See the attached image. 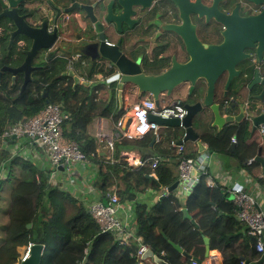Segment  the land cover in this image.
Masks as SVG:
<instances>
[{
    "label": "trees",
    "instance_id": "1",
    "mask_svg": "<svg viewBox=\"0 0 264 264\" xmlns=\"http://www.w3.org/2000/svg\"><path fill=\"white\" fill-rule=\"evenodd\" d=\"M18 39L21 37H16L13 42ZM7 41L8 35L1 37V46L6 48ZM13 54L11 48L2 59L3 64L20 63L23 56L13 57ZM38 66L31 72V80L23 91L22 73H17L13 82L10 73L3 74L0 84V93L4 94L0 97V134L16 122L27 120L37 114L47 105V98L49 103H62L65 110L70 113L69 119L63 124V135L74 140L87 159L97 158L95 150H89L80 143L82 139L88 140L87 125L96 117H112L114 121H118L125 110H118L114 102L106 106L103 100H95L94 96L97 95L91 90L79 84L75 85L72 76L65 75L66 59L50 61L48 58L47 61H40ZM83 68L85 76L91 79L93 72L89 73L87 68ZM225 79L226 76H223L217 82V95L223 92ZM240 81L238 86L244 87L245 83ZM94 88L99 92L107 91L104 84H97ZM43 89L46 90V98L42 97ZM231 90L229 98L232 94L236 95V90ZM15 92L16 95L10 96ZM228 97L219 100L224 102ZM177 131L171 133L170 137L176 139L179 135ZM151 135L152 132H148L137 138L120 137L114 145L117 162L100 163L91 185L100 193L103 202H106L108 194L113 192V186L118 184L116 180H120L126 186L116 192L122 202L135 200L137 194L145 192L148 187L163 192L177 180L174 171L167 165H159L157 162L154 167L157 177L155 183L147 178L151 173L148 167L144 165L130 167L119 159L121 150H142L148 147ZM249 135V122L244 119L237 126H226L218 138L205 134L202 136L213 151L220 153H228L231 138L235 136L237 144L233 153L240 161H244L247 158H254L259 149L256 143L246 144ZM0 141L9 143L12 138ZM194 151V148L186 151L184 148L183 155L193 159ZM1 161L7 176L0 178V264L17 262L20 255L18 248L30 243L43 246L39 264H136L130 255L135 247L120 244L111 232L101 231L88 212L86 204L68 190L50 184L46 171L38 169L19 155L4 153ZM257 164L258 162L253 160L249 163V169L255 170L253 165ZM253 173L262 180L259 178L260 172ZM206 177L207 174H201L198 184L186 200L187 205L193 206L192 217L199 224V228L193 227L191 220L183 215L180 210L182 203L172 191L159 199L150 210L145 205L136 206L134 216L136 234L158 258L169 264H184L187 261V258L182 257L170 242L178 244L189 254L203 257V234L211 237V247L221 252L224 264H242L239 256L248 252L252 253L251 259L257 258L254 250L255 239L248 234L247 229L248 238L238 243L240 236L235 234L238 229L235 228L237 225L235 220L231 216L225 218L218 216L213 204L218 206L221 200L226 198V194L217 187L207 186ZM27 224H30V227H27ZM230 234L235 236L231 237ZM242 243L245 246L242 247ZM161 251H166V255H161Z\"/></svg>",
    "mask_w": 264,
    "mask_h": 264
},
{
    "label": "water",
    "instance_id": "2",
    "mask_svg": "<svg viewBox=\"0 0 264 264\" xmlns=\"http://www.w3.org/2000/svg\"><path fill=\"white\" fill-rule=\"evenodd\" d=\"M223 1L226 6H229L238 0ZM244 1L262 5V8L256 14L241 15L239 7L236 6L229 13L223 14L217 10L216 0H210L205 11L194 10V13H198L199 16H205L207 22L213 21L221 26L220 42L207 43L201 41L195 32V26L188 21L179 26H172L171 30L175 31L181 40L180 54L182 60H177L173 56L170 68L157 74L147 73L151 69L145 68L154 64V59L151 58L155 57L154 53L148 52L146 56L148 60L142 62L145 54L134 58L133 54L121 49V41L114 43L110 40L113 25L119 30L123 23L128 24L130 22L129 17L124 16L127 9L126 5L120 0L116 7V10L119 11L117 17L112 18L110 8L106 6L102 8L100 18L96 16L95 19H91L94 33L89 38L84 36H76L74 39L64 38L63 25L58 24V27H53L42 24L40 27H34L25 21L12 17L16 30L11 36V42L17 36H22L25 58L17 68L3 67L0 64V81L5 72L11 74L12 81L17 73H22L24 81L21 85V91H23L31 80V72L39 67L38 65L32 66L34 61L39 63L46 61L47 58L52 60L64 58L67 60L65 75L72 76L75 85H77V80L80 77L72 69L77 71L78 68L87 65V72H93L91 79H89L91 84L95 81L96 84H104L107 87L108 101L116 92L118 110L123 109L124 95L133 98L135 95L140 98L148 95L153 100L154 105L159 107L161 97L172 98L174 94H178V98H173L170 104L184 106L187 114L182 119H165L148 115V121L163 128L178 130L181 136L177 140L178 144H183L188 140L196 142L198 152L201 154L205 152L209 155L196 129L204 127L210 112L213 115L212 126H216L218 129H222L227 124L249 119L252 124V134L259 124H264V113L250 116L248 112H256L252 109L254 104L252 100L264 101V0ZM6 7V5L3 6L4 9ZM9 7L12 5L9 4ZM130 7H132L131 15H135L137 10H142L144 6L134 2L130 4ZM122 14L123 16L120 17ZM223 76H226V79L222 99L228 97L233 81L240 78L245 83V86H239L240 88H245L248 92L255 91V94L249 96L251 103L246 102L243 106L233 104L234 102L231 100L221 102L216 94V84ZM183 85H188L187 91H182ZM201 85L205 86V90H202ZM42 97H47L45 89L42 91ZM46 103H49L47 98ZM234 106L238 109L237 114L234 113ZM232 148L233 145L230 149ZM254 160L261 165L264 177V158L261 149H258ZM147 178L157 183L153 175H147ZM178 184L179 181H175L167 187L161 198L174 191ZM184 214L187 216L186 211ZM27 227H30V224H27ZM170 244L185 258L198 263L202 262L200 258L191 257L178 244L172 242ZM42 251V245L33 244L29 257L21 264H39ZM208 251L209 246H206L205 257L208 256ZM148 257H152L155 264H169L154 256L150 249L146 250L142 259ZM240 259L244 264H263L264 253L256 262L245 261L243 257Z\"/></svg>",
    "mask_w": 264,
    "mask_h": 264
},
{
    "label": "crops",
    "instance_id": "3",
    "mask_svg": "<svg viewBox=\"0 0 264 264\" xmlns=\"http://www.w3.org/2000/svg\"><path fill=\"white\" fill-rule=\"evenodd\" d=\"M71 70V69H69ZM155 69H151L147 73H153L155 74ZM76 74L77 71L73 70ZM78 76L80 77L79 80H77V84L81 85L84 88H88L97 95V97L94 96L95 100L97 101H104L105 105L108 106L111 102H114V106L118 109V99L116 96V92H114L113 97L110 101H108V93L106 92H99L94 87L97 85L94 81L92 84L90 80L83 74L78 73ZM97 80V79H95ZM240 78H236L232 85L230 90H236L235 93L237 95L232 94L230 98L228 97L227 100H231V102H234L233 104L237 105H243L246 104V102L251 103V98L249 96L253 95L252 91L248 92L247 89L243 88L245 91L243 92L238 87ZM1 84V81H0ZM202 90H205V86L201 85ZM182 91H187L188 85L182 86ZM94 90V91H93ZM241 90V91H240ZM222 92V91H221ZM217 95L218 99H221L222 93ZM17 92L11 94L10 96L16 95ZM255 94V93H254ZM4 94L0 93V97H3ZM178 94H174L172 98L168 97H161L160 105H167L170 104L173 100V98H178ZM150 102L154 104L151 97L148 95L143 96L142 98L138 99L137 101H133V97L129 95H124L123 99V109L125 110L124 115L118 120L114 121L112 117H96L93 118V120L87 125V137L88 140H81L82 146H87L89 150H95L97 152V158H94L93 160L87 159L85 162H80L72 165V167L69 170H66L63 166H59L57 168L50 165L45 151L42 147L34 144L28 139L24 138H12V141L9 143H5L3 141H0V178H5L7 176V171L4 169V164L1 161V157L4 153L11 154V155H19L23 157L24 159L30 161L33 163L38 169H43L46 171V176L49 180L50 184L53 185H59L62 189L68 190L70 193H72L77 199L81 200L84 204H87L89 201H101L100 199V193L95 189L91 184L93 182V178L96 176L100 163H116L117 158L114 155V145L118 141V139L122 136H130V130L131 128L136 124V120L133 117L132 112L130 111V108L134 105H140L143 102ZM254 101L253 110H256V112L251 113L249 112L250 116L258 115L260 113H264V101L260 102L259 100H252ZM236 105V106H237ZM234 113L237 114V108L234 106ZM249 122V129H250V135L248 139L246 140V144L256 143L259 146V149H261L262 157L264 158V138L260 137L256 129L254 133L251 134V121L249 119H245ZM213 122V115L211 112L207 116V120L205 122V125L203 128L198 127L196 129L197 133L200 135V140L203 143V145L206 148V151L209 152V155L204 153L198 152V146L196 142L193 141H185L183 143V146L186 149H195L192 158L197 162V166L195 169V172L193 176H196L198 180L196 182H187V184H182L179 181V170H178V160H177V140L181 138L180 132L179 135L175 138H171L170 134L175 133L176 131L168 129V128H159V134L158 136L154 135L152 132V135L150 137L151 142L148 147H144L142 150L139 149H124L121 150L119 153V159H122L128 166L130 167H138V166H145L148 167L151 170V173L148 175H153L155 179L157 180V177L154 173V168L151 166L152 162L154 160L158 161V164H164L170 167L175 175L177 176V180L179 181V184L177 188L174 190L176 193L178 199L182 203V207L180 210L183 212V215L185 217H188L191 220V223L193 227L199 228V224L197 221L192 217V208L193 206L187 205L186 200L187 197L191 194L194 187L198 184L201 174H207V177L205 179L206 185L209 187H217L221 189L226 194V198L221 200V202L216 206V204H213V207L217 210L218 216L221 218H225L227 216H231L233 220L237 223L236 225V231L235 234L239 235L237 242H243L245 238H248V235L246 233V227L244 224L240 223L236 216L234 211V204L232 199V191L234 189H239L242 191H245L249 194H251L256 202H257V209L264 214V177L262 173V167L258 163L257 165H253L255 170H250L249 163H251L254 158H247L244 161H240L237 156L234 155V149L236 148V142H233L232 139L236 137L232 136L231 142L229 144L228 153H220L213 151L208 143L203 139V134L205 135H211L213 137H220V135L223 132V129L226 126L232 125L237 126L240 122H234L231 124L224 125L222 129H218L216 126H212ZM178 132V131H177ZM168 135V136H167ZM202 136V137H201ZM171 139H170V138ZM134 138V137H132ZM231 145H233V148L230 149ZM145 155L143 158L142 156ZM257 156V155H256ZM139 161H145L143 165L139 164ZM255 161V160H254ZM254 171L260 172L259 178H262V180H259L254 175ZM118 184H115L113 186V192L117 195L116 192L120 191V188H126L125 184L121 182L120 180H116ZM210 182V184H209ZM166 189V188H165ZM111 193V194H112ZM163 192L156 191L153 187H148L145 192L137 194L135 200L132 201H126L121 202L122 210L120 211V219L124 223L127 224V226L130 229V233L134 236V239L127 243H120V244H130L133 245L136 249L138 244L144 243L136 234V227L134 223V216H135V208L138 204L145 205L147 209H151L155 206L156 202L161 199ZM109 195V194H108ZM118 197V196H117ZM108 201V198H107ZM106 201V202H107ZM103 202V203H106ZM184 211L187 212V216L184 214ZM235 223V224H236ZM230 234L231 237L235 236ZM207 239V241H206ZM264 239V235H263ZM203 240V257H199L193 254H189L185 249L186 253L189 254L191 257H197L202 260V264H224L223 256L221 252L217 249H212L211 247V237L209 235L203 234L202 237ZM147 245V244H146ZM206 246H209L208 256L205 257L206 252ZM241 246H245L244 243L241 244ZM25 246L19 247L18 251L19 253H22ZM257 253L258 257L255 259H251V252H248L246 255H240L239 260L241 261V257L244 258L245 261L249 262H256L261 257V253L257 252L256 249H254ZM177 251V250H176ZM154 256L157 257V255L152 252ZM181 256L182 254L179 253ZM161 255H166V251H161ZM184 257V256H182ZM189 261V259H187ZM185 261V262H187ZM184 262V263H185ZM242 264H244L241 261ZM141 264H155L154 259L152 257H148L142 260ZM264 264V263H263Z\"/></svg>",
    "mask_w": 264,
    "mask_h": 264
},
{
    "label": "flooded vegetation",
    "instance_id": "4",
    "mask_svg": "<svg viewBox=\"0 0 264 264\" xmlns=\"http://www.w3.org/2000/svg\"><path fill=\"white\" fill-rule=\"evenodd\" d=\"M119 0H0V38L8 35L6 48L1 46L0 42V64L10 67H19L24 61V50L22 48L23 39L17 44L11 42V36L15 32L14 20L12 17L25 21L34 27H40L42 24H58L64 26V38L74 39L76 36L91 37L94 33L93 22L101 15L103 7L108 6L112 14L111 17H117L119 11L116 10ZM126 5L125 17H129L128 24H122L121 31L115 25L112 26L110 35L111 41L117 43L121 41V49L134 55V58L145 54L142 62H146L147 53L155 54L154 64H157L155 74L162 73L169 69L172 63V57L182 60V44L179 35L171 30L172 26H179L185 21L195 26V32L199 39H217L207 43L221 41V26L213 21H206L205 16H199L194 10L205 11L210 4V0H120ZM142 4L143 9L137 10L132 14L131 3ZM9 4L12 7H9ZM7 6L5 9L3 6ZM216 8L220 13H229L236 6L239 7L241 15L256 14L262 5L238 0L232 5H225L223 0H216ZM123 16L120 15V17ZM52 30V29H51ZM22 37V36H17ZM211 37V38H209ZM201 41H203L201 39ZM206 42V41H204ZM12 48L13 57L23 56L20 63L3 64L2 59ZM27 51V50H26ZM22 53V54H21ZM153 54V55H154ZM146 59V60H145ZM48 60V58H47ZM46 60V61H47ZM50 61L52 59L50 58ZM36 61L32 63V66ZM87 66V65H86ZM85 66V68H86ZM148 68V67H145ZM74 80V79H72ZM13 82V81H12Z\"/></svg>",
    "mask_w": 264,
    "mask_h": 264
},
{
    "label": "built area",
    "instance_id": "5",
    "mask_svg": "<svg viewBox=\"0 0 264 264\" xmlns=\"http://www.w3.org/2000/svg\"><path fill=\"white\" fill-rule=\"evenodd\" d=\"M130 111L136 120V124L131 128L129 134L136 138L148 132H153L154 135L158 136L160 126L154 122H149L148 115L165 119H182L187 114V110L181 104H167L157 107L146 101L140 105L132 106ZM69 117L70 113L65 110L62 103H47L34 116L24 121H18L3 130L0 134V139H28L43 148L51 166L55 168L63 166L66 170H69L72 165L87 161V157L79 145L74 140L63 135V124ZM256 132L260 137L264 138V124H259L256 127ZM232 141L236 142V139L233 138ZM183 151V145H177L179 181L182 184H187V182L194 183L198 180L196 176H193L197 162L194 159L184 157ZM157 162V160H154L151 166L153 168L156 167ZM144 163L145 161H139L141 165ZM232 195L237 220L244 224L248 234L254 237L256 251L261 254L264 253L263 212L257 209V202L251 194L234 189ZM86 206L101 231L111 232L116 240L124 244L134 239L127 224L119 217L122 205L115 193L108 195L106 203L91 200ZM32 245L30 243L25 246L14 264H21L22 261L29 257ZM147 249H149L148 246L142 243L138 244L137 248L131 252L130 255L135 259L136 264L142 263V256ZM184 264H202V262L198 263L190 259Z\"/></svg>",
    "mask_w": 264,
    "mask_h": 264
},
{
    "label": "rangeland",
    "instance_id": "6",
    "mask_svg": "<svg viewBox=\"0 0 264 264\" xmlns=\"http://www.w3.org/2000/svg\"><path fill=\"white\" fill-rule=\"evenodd\" d=\"M209 38H211V37H209ZM201 39L203 40V42L204 41H206V42H211V41H217V39H207V38H205V37H202L201 36ZM37 62H35V64H36ZM157 66V64H153V65H151V66H149L148 67V69H155L154 67H156ZM84 68H78L77 69V76H78V73H81V74H83L84 75V70H83ZM239 82H241V81H239ZM239 87V86H238ZM243 92L245 91L243 88L241 89ZM240 90V91H241ZM252 93L254 94L255 93V91H252ZM140 97H137L136 95H135V97L133 98V101H137L138 99H139Z\"/></svg>",
    "mask_w": 264,
    "mask_h": 264
},
{
    "label": "clouds",
    "instance_id": "7",
    "mask_svg": "<svg viewBox=\"0 0 264 264\" xmlns=\"http://www.w3.org/2000/svg\"><path fill=\"white\" fill-rule=\"evenodd\" d=\"M148 118V117H147Z\"/></svg>",
    "mask_w": 264,
    "mask_h": 264
}]
</instances>
